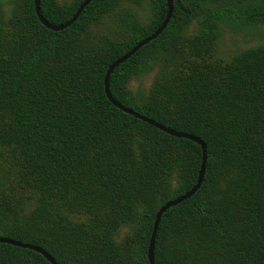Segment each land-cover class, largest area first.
<instances>
[{"label":"trees","instance_id":"trees-1","mask_svg":"<svg viewBox=\"0 0 264 264\" xmlns=\"http://www.w3.org/2000/svg\"><path fill=\"white\" fill-rule=\"evenodd\" d=\"M82 1L39 0L40 13L60 24ZM172 6L109 75L118 102L206 145L199 188L161 215L153 264H264V42L217 44L223 26L264 35V0ZM166 12V0H91L54 31L34 0H0V236L58 264H149L155 214L196 183L201 149L115 107L103 78ZM151 72L147 90L129 88ZM0 264L50 262L0 243Z\"/></svg>","mask_w":264,"mask_h":264},{"label":"water","instance_id":"water-1","mask_svg":"<svg viewBox=\"0 0 264 264\" xmlns=\"http://www.w3.org/2000/svg\"><path fill=\"white\" fill-rule=\"evenodd\" d=\"M91 0H83L79 6L76 8L75 12L72 14V16L66 20L63 23L60 24H51L49 23L47 20L44 19V17L42 16V14L40 13V8H39V0H34V10L35 13L39 19V21L41 22V24H43L45 27L57 31V30H62L66 27H68L69 25H71L75 19L79 16V14L81 13V11L83 10V8L90 2ZM167 2V12L166 15L164 17V19L162 20L161 24L148 36H145L144 38L140 39L138 42H136V44L134 46H132L128 51H126L124 54H122L120 57L116 58L115 60H113L107 67L106 72L104 74V78H103V87H104V92L106 97L108 98V100L118 109H120L121 111L133 115L134 117L150 124L153 125L154 127L160 129L161 131L175 136V137H184V138H188L194 142H196L197 144H199L200 149H201V163H200V167H199V171H198V175H197V179H196V183L189 189L187 190L185 193L167 200L166 202H164L157 210L156 214H155V218H154V222H153V227H152V232L150 235V239H149V243H148V248H147V258H148V262L149 264H153V251H154V240H155V235H156V231L158 228V224L161 218V215L171 206H174L178 203H180L181 201L189 198L200 186L202 179H203V174H204V170H205V163H206V145L204 143V141L202 139H200L198 136H195L193 134L187 133V132H180L177 131L173 128L167 127L145 115H142L136 111H134L131 108H128L126 106H124L123 104H121L120 102H118L110 93L109 91V75L110 73L113 71V69L118 66L120 63L124 62L126 59H128L132 54H134L141 46H143L144 44H146L147 42H149L150 40L154 39L157 37V35H159L162 30L165 28L166 24L168 23V21L170 20V17L172 15V0H166ZM0 243H7V244H11L14 246H18L21 248H28L30 250L36 251L38 253H40L41 255H43L49 262L50 264H58L55 259L43 248H41L38 245L35 244H31V243H27V242H21L18 240H15L11 237H6V236H0Z\"/></svg>","mask_w":264,"mask_h":264},{"label":"rangeland","instance_id":"rangeland-1","mask_svg":"<svg viewBox=\"0 0 264 264\" xmlns=\"http://www.w3.org/2000/svg\"><path fill=\"white\" fill-rule=\"evenodd\" d=\"M125 1L126 3H129V0H125ZM8 8H9V3L6 2L4 4V9L8 10ZM136 12L140 18L144 17L145 13H143L142 10H137ZM194 26H195V22L193 21L189 28L190 33L193 32ZM105 28L107 32L112 31V27L110 23L109 25L105 26ZM263 42H264L263 34H260L258 32L250 34L242 30L232 29V28L225 27V26L222 27L220 37L217 40V44H218L220 52L226 55L232 54L237 51H241L243 49H246L252 46H256ZM153 74L154 72H151L141 78L133 79L129 84V88L132 90H136L137 88H141L142 90H147L152 80Z\"/></svg>","mask_w":264,"mask_h":264}]
</instances>
